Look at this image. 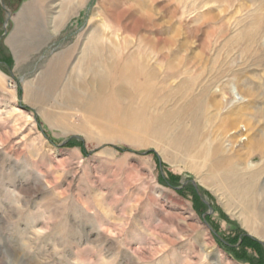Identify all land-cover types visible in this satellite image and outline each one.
I'll use <instances>...</instances> for the list:
<instances>
[{
  "label": "rangeland",
  "instance_id": "1",
  "mask_svg": "<svg viewBox=\"0 0 264 264\" xmlns=\"http://www.w3.org/2000/svg\"><path fill=\"white\" fill-rule=\"evenodd\" d=\"M2 1L0 264H263L264 0Z\"/></svg>",
  "mask_w": 264,
  "mask_h": 264
},
{
  "label": "bare ground",
  "instance_id": "2",
  "mask_svg": "<svg viewBox=\"0 0 264 264\" xmlns=\"http://www.w3.org/2000/svg\"><path fill=\"white\" fill-rule=\"evenodd\" d=\"M231 113V112H230ZM263 140H257L254 144H255V147L256 148H253V150H255V149H260V150H262V153H264V151H263ZM222 146V145H221ZM218 149H220V147H219V145H218ZM205 151L203 152V151H200L199 153H198V156H197V154H196V157H199V158H202L204 161H203V166L205 167H208L207 169L208 170H212V171H216V170H221L223 173H226V174H230L231 176H232V178H234L233 177V175L235 174V177L237 178V176H238V171H239V169H241V168H239V166L237 165V163H229L228 164V162L226 163L225 162V160L228 158V156H230V155H224V153L222 152V151H224V150H221V152H220V150H217V148L215 147H206L205 149H204ZM236 152V151H235ZM205 155V156H202V155ZM202 156V157H201ZM235 156H236V154H235ZM207 157V158H206ZM239 157V156H238ZM242 157V156H241ZM211 158H214V161L212 162V161H209V159H211ZM237 162H239L240 160L237 158V160H236ZM225 162V163H224ZM227 165L226 167H222L223 165ZM232 172H234V173H232ZM228 178H229V176H228ZM255 178V177H254ZM235 182V181H234ZM251 187V186H250ZM256 229H258V228H254V235H256V236H259L258 235V232H256ZM260 237V236H259Z\"/></svg>",
  "mask_w": 264,
  "mask_h": 264
},
{
  "label": "water",
  "instance_id": "3",
  "mask_svg": "<svg viewBox=\"0 0 264 264\" xmlns=\"http://www.w3.org/2000/svg\"><path fill=\"white\" fill-rule=\"evenodd\" d=\"M0 5L5 9V13L7 15L6 19H5V22L7 21L9 15H10V12L5 8L4 4H3V1L0 0ZM1 37V36H0Z\"/></svg>",
  "mask_w": 264,
  "mask_h": 264
},
{
  "label": "trees",
  "instance_id": "4",
  "mask_svg": "<svg viewBox=\"0 0 264 264\" xmlns=\"http://www.w3.org/2000/svg\"><path fill=\"white\" fill-rule=\"evenodd\" d=\"M185 188H187V189H189V188H190V189H193L191 186H188V187H187V186H184V187L181 188V189L183 190V189H185ZM253 240H254V239H253ZM261 250H262V249H261ZM262 252H263L262 262H263V264H264V251H262Z\"/></svg>",
  "mask_w": 264,
  "mask_h": 264
}]
</instances>
